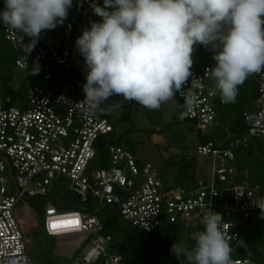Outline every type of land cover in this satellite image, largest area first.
Masks as SVG:
<instances>
[{
    "label": "built area",
    "instance_id": "obj_1",
    "mask_svg": "<svg viewBox=\"0 0 264 264\" xmlns=\"http://www.w3.org/2000/svg\"><path fill=\"white\" fill-rule=\"evenodd\" d=\"M93 2L103 6V0H76L62 36L43 30L30 53L28 38L0 23V30L16 50V67L26 78L23 97H15L0 81V264H31L17 203L47 196L54 181L63 177L80 200L93 197L99 204L113 206L120 218L147 232L165 220L177 223L202 219L209 210L220 213L222 230L233 244L234 254L263 221L253 203L264 197V187L259 183L236 185L231 177L235 150L264 137V70L252 74L259 95L255 106L245 113L247 131L238 134L219 120L220 93L211 73L206 72L215 67L214 50L197 44L206 61L191 68L192 76L181 88L196 99L185 106L178 91V116L192 121L197 129L220 127L223 137L197 144L194 156L212 157L213 166L194 186L168 187L157 164L142 160L124 144H111L108 165L97 166L98 140L112 132L115 123L111 105H104V112H93L81 103L86 82L81 70L87 72V67L76 39L90 29L91 22L101 20L90 7ZM43 217L44 231L56 238V253L71 259L59 264H121L123 255L112 236L104 232L106 225L98 213L60 208L52 200L46 203ZM68 221L75 225H61ZM233 260L235 264L248 260L264 264V260L255 262L248 257L233 256Z\"/></svg>",
    "mask_w": 264,
    "mask_h": 264
},
{
    "label": "clouds",
    "instance_id": "obj_2",
    "mask_svg": "<svg viewBox=\"0 0 264 264\" xmlns=\"http://www.w3.org/2000/svg\"><path fill=\"white\" fill-rule=\"evenodd\" d=\"M4 4L0 23L27 37L30 53L43 30L64 24L73 0ZM90 7L101 20L91 22L76 45L87 67L81 103L93 112H104L109 98L117 95L158 110L178 91L190 107L196 98L181 88L192 76L197 44L214 50L215 67L206 72L224 104L234 103L239 86L264 70V0H103V6L93 2ZM111 106L120 108V100ZM253 206L264 219V197ZM223 222L220 213L209 210L200 221L203 230L190 233L194 246L175 241L171 252L179 261L183 258L182 264H235Z\"/></svg>",
    "mask_w": 264,
    "mask_h": 264
},
{
    "label": "rangeland",
    "instance_id": "obj_3",
    "mask_svg": "<svg viewBox=\"0 0 264 264\" xmlns=\"http://www.w3.org/2000/svg\"><path fill=\"white\" fill-rule=\"evenodd\" d=\"M204 55L199 53L197 57ZM86 73L81 70L82 76ZM86 80V79H85ZM24 71L15 67L12 84L18 87L25 83ZM118 96V95H117ZM117 96L109 101L107 106L112 105V101H117ZM121 97V96H120ZM122 99V97H121ZM125 101V100H124ZM180 99L175 93L172 100L162 104L158 110L150 111L137 102L125 101L120 108H112L115 127L121 135L127 136V130H132L129 135L132 137L136 154L144 161H151L160 167L163 177L168 187H173L182 177V171L190 172L197 178L205 176L212 170V157L194 156L197 144L202 135H212L213 137H223L222 128L208 126L197 129L193 122L188 119L171 121L180 107ZM262 141V148L259 142ZM251 146L239 147L235 150L236 159L232 162L235 173L231 177V182L236 185H250L259 183L264 187V137L255 138ZM175 180L176 183H175ZM173 181V182H172ZM46 198L33 197L22 199L17 203L16 210L18 218L21 220L26 235L29 240V254L31 264H50L65 261L70 262V258L56 253V238L48 236L43 228L42 209L52 198L77 197L70 188V181L63 177L54 181L52 190ZM98 215L106 224L104 232L113 238L119 253L124 256L121 264H182L183 258L179 261L171 252L172 244L183 241L191 248L194 241L190 239V233L194 230H203L200 217H193L177 222V228L164 230L154 234L139 233L132 240L125 233L131 229V225L123 220L121 225L118 214H115V207L105 206L95 201ZM65 209H70L65 206ZM42 211V210H41ZM196 225V228L190 227ZM264 235V219L248 240L257 241ZM135 246L134 252L132 247Z\"/></svg>",
    "mask_w": 264,
    "mask_h": 264
},
{
    "label": "trees",
    "instance_id": "obj_4",
    "mask_svg": "<svg viewBox=\"0 0 264 264\" xmlns=\"http://www.w3.org/2000/svg\"><path fill=\"white\" fill-rule=\"evenodd\" d=\"M4 7H5L4 0H1L0 10H3ZM75 8H76V0H73V5L68 11V17L64 21V24L74 14ZM64 24L62 26H57V28L54 30H49L50 34L61 37L63 33ZM196 46L197 45H194V51L192 53V60H193L192 67H199L203 65L204 62L206 61L204 56L197 57V54L201 52L200 50H198ZM15 58H16L15 48L13 47L12 43L5 37L4 33L0 30V81L2 82L4 86H6L9 89V91L15 97H23L24 94H26V84L21 83L18 87L12 84L13 79H14V69L16 67ZM258 95H259V91H258L257 83L254 78L249 76L247 80L244 82V84L239 86L238 95L234 103L223 104L219 102L218 104L219 120L221 122L227 123L229 127L232 130L236 131L238 134H241L242 132H246L248 128L245 122V113L248 109H251L255 106ZM116 99L117 101L120 100L121 104H124L125 102L123 99H121L120 96H117ZM179 103L181 107V102ZM178 111L176 112L174 117L171 119V121L181 120L178 116ZM131 133H132V130L129 129L127 130V136L121 135L120 132L115 127L112 132L100 137V139L98 140L99 155H98V158L96 159V165L100 167H104L108 165V159H109V154H110L109 146L111 144H124L126 146H129L133 151L136 152L135 143L132 137L129 136ZM209 138H213V136L202 135L200 137V143L205 142ZM253 140L248 145V146H251V149L253 148V143H252ZM262 144H263L262 141H260L258 144L260 148H262ZM46 197L48 196H44L40 198H46ZM52 200H54V202L60 208H64L65 206H67L70 209L79 208L83 210H92L96 213H98L99 211L96 208L93 197H90L86 201H82L78 197H75L72 199L63 198V200L54 197L52 198ZM44 207L40 209L38 213L41 214L43 212L44 214ZM115 214L117 213L115 212ZM118 217H119V214H118ZM119 220H120L121 225L124 227L123 219L119 217ZM176 224L177 223H170L165 220L161 223V225L157 229H155L152 232H147V231L137 229L130 224L131 229L128 231L126 230V228H124V233L129 239L132 240V238L139 235V233L154 234V233L164 231L165 229L171 230V229L177 228L178 225ZM258 226L252 231V233L245 240L244 245L234 252L233 256L248 257L254 260L255 262H260L261 260H264V235L259 240L250 241L248 243V240L253 236V233L258 228ZM230 245L231 247H233V244L231 242H230ZM134 251H136L135 246L132 247V252ZM123 259H124V256H123ZM50 264H56V263H50ZM134 264H137V262H135Z\"/></svg>",
    "mask_w": 264,
    "mask_h": 264
},
{
    "label": "crops",
    "instance_id": "obj_5",
    "mask_svg": "<svg viewBox=\"0 0 264 264\" xmlns=\"http://www.w3.org/2000/svg\"><path fill=\"white\" fill-rule=\"evenodd\" d=\"M250 77L254 78L252 75H250ZM197 179H198L197 176L196 177L192 176L190 172L182 171V177L180 179H178V181L175 180V183L177 181V183H181L178 185H184V186L192 187L196 184ZM164 180H165V178H164ZM167 184H171V183H167Z\"/></svg>",
    "mask_w": 264,
    "mask_h": 264
},
{
    "label": "bare ground",
    "instance_id": "obj_6",
    "mask_svg": "<svg viewBox=\"0 0 264 264\" xmlns=\"http://www.w3.org/2000/svg\"><path fill=\"white\" fill-rule=\"evenodd\" d=\"M61 225H63V226L66 225V226L70 227V226L75 225V223H73V222H71V221H70V222L68 221V222H63V223H61Z\"/></svg>",
    "mask_w": 264,
    "mask_h": 264
}]
</instances>
